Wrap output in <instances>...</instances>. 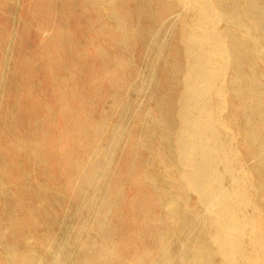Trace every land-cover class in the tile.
<instances>
[{
  "label": "bare ground",
  "instance_id": "1",
  "mask_svg": "<svg viewBox=\"0 0 264 264\" xmlns=\"http://www.w3.org/2000/svg\"><path fill=\"white\" fill-rule=\"evenodd\" d=\"M0 264H264V0H0Z\"/></svg>",
  "mask_w": 264,
  "mask_h": 264
}]
</instances>
